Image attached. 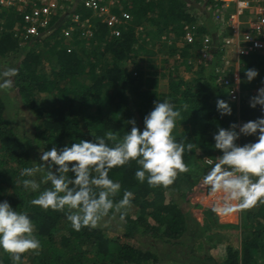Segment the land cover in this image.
<instances>
[{
  "label": "trees",
  "instance_id": "1",
  "mask_svg": "<svg viewBox=\"0 0 264 264\" xmlns=\"http://www.w3.org/2000/svg\"><path fill=\"white\" fill-rule=\"evenodd\" d=\"M122 4L131 19L116 26L114 33L95 23L90 41L80 31L65 40L60 30L68 25V19L60 21V27L47 30L34 41L41 51L23 53L12 86L0 89V200H7L17 211L30 216L41 243L38 252L28 257V263L24 253L19 264H155L154 254L139 250L138 237L168 246L179 244L187 229L186 211L178 200L184 199L186 191L192 190L208 170L204 160L216 162L219 152L212 147L213 134L218 127L227 128L231 123L255 120L261 115L259 106L249 107V99L264 84V51L237 58L239 100L231 101L215 75L220 65V39L227 36L228 30L222 31L210 18L203 22L201 17L210 15L212 9L198 0H124ZM5 14H0V20L11 23ZM192 23H201L198 35L208 34L214 47L210 61L196 66L186 62L197 54L200 43L176 45L182 39L184 25ZM163 35L169 43L154 41ZM9 37L0 41L3 61L10 60ZM64 41L70 44L69 52ZM154 46L165 58L164 65L172 68L155 65ZM107 55L109 63L98 65ZM246 69L258 73L250 82L244 76ZM83 80H89L88 84ZM6 90H15L23 108L31 113L28 134L17 132L20 121H13L9 114L11 100ZM41 93L51 100L48 111L38 101ZM165 99L181 110L172 135L177 142L191 145L183 155L188 171L178 173L174 182L165 187L139 182L134 176V161L111 169L109 177L121 185L114 202L124 190L134 193L123 221L119 220V213H110L103 220L121 221V234L110 236L105 223L76 231L64 213L30 204L37 193L18 183L23 179L19 172L31 166L32 161L39 162L41 148L48 150L81 139L104 137L107 131L119 138L129 130L126 121L134 119L142 128L143 117L151 111L153 102ZM217 99L229 103L231 115L218 114ZM254 139L241 136L237 143ZM258 205L256 210L239 209L238 251L226 249L225 258L219 263L212 256L200 259L192 253L193 259L185 264H264V203ZM0 264H12L8 253L0 251Z\"/></svg>",
  "mask_w": 264,
  "mask_h": 264
},
{
  "label": "clouds",
  "instance_id": "2",
  "mask_svg": "<svg viewBox=\"0 0 264 264\" xmlns=\"http://www.w3.org/2000/svg\"><path fill=\"white\" fill-rule=\"evenodd\" d=\"M15 75L14 67L0 70V89L10 88ZM257 75L255 69L244 72L249 82ZM153 104L143 117L142 128L130 119L126 121L129 130L119 138L107 131L104 137L81 139L48 150L41 148L39 162L32 161L31 166L19 172L23 179L18 183L37 193L30 204L64 213L70 227L79 231L83 226L97 227L110 213L113 216L119 213V220H124L134 193L124 190L114 202L121 185L109 177L113 168L134 161L137 165L134 176L139 182L171 185L178 173L188 171L183 155L191 145L177 142L172 135L181 110L167 99ZM256 106L261 112L258 118L218 127L212 136V147L219 155L203 175L202 183L210 194H218L213 210L222 215L264 203V87L258 88L249 99V107ZM216 110L222 117L232 112L224 99L216 100ZM241 136L255 139L238 144ZM40 247L30 216L17 211L7 200H0V251L9 254L12 264H19L22 254H36Z\"/></svg>",
  "mask_w": 264,
  "mask_h": 264
},
{
  "label": "built area",
  "instance_id": "3",
  "mask_svg": "<svg viewBox=\"0 0 264 264\" xmlns=\"http://www.w3.org/2000/svg\"><path fill=\"white\" fill-rule=\"evenodd\" d=\"M123 1L0 0V14L3 11L7 12L5 17L12 22V25L6 32L20 46L40 39L53 26L60 27V21L65 19H68L69 23L60 30L65 40L70 39L75 32L79 31L84 39L91 40L95 23L105 25L111 33H114L116 26L126 24L131 19L130 14L124 10ZM198 1L202 6L206 5L208 9H212L209 16L221 30L231 31V37L224 36L220 39V65L216 68L215 75L217 82L227 92L230 100L237 103L239 89L230 75V65L225 58L227 53L224 52L221 44L225 43L229 48L233 47L237 58L255 51H264V10L252 11L255 0ZM81 11L89 13V16H84ZM91 20H94L93 23ZM200 25L199 23L184 25L181 42L182 44L199 42L200 48L195 56L198 58V64H205L210 61L211 51L214 47L211 45V38L208 34L198 35ZM66 50L69 52L71 47H66ZM240 123L242 122L238 124ZM204 163L209 169L214 162L206 159ZM193 195L195 198L193 205L197 204L201 208L205 206L204 203L209 199L208 208L220 221L229 222L230 218L236 215V211L230 215H222L218 210H213L218 200V194L215 196L210 194L207 186L202 183V179L193 191Z\"/></svg>",
  "mask_w": 264,
  "mask_h": 264
},
{
  "label": "rangeland",
  "instance_id": "4",
  "mask_svg": "<svg viewBox=\"0 0 264 264\" xmlns=\"http://www.w3.org/2000/svg\"><path fill=\"white\" fill-rule=\"evenodd\" d=\"M199 2V1H198ZM264 10V0H255V3L253 5V12ZM201 17H203L204 21H209L211 18L209 15L202 14ZM210 18V19H209ZM202 22V21H200ZM8 24L5 20H0V41L2 42V39L5 34V29L3 27H6ZM201 24V23H200ZM55 28V26H53ZM62 33V32H61ZM9 37V35H7ZM173 37V36H171ZM166 36H161L159 39L155 37L154 41H157L159 43H169L170 40L166 41ZM174 38V37H173ZM90 41V40H88ZM153 43L155 44V42ZM66 44L67 47H70V44H67V41L63 42ZM88 45V42H86ZM176 45L178 47L182 46V42L177 40ZM8 46L11 49L8 51L9 56L7 59L10 60H1L0 59V70L7 69L9 67H14L15 69L19 65V61L21 60V55H23V51H19V48L16 46V44L11 40L9 37L8 40ZM34 46H37L36 44ZM33 47V46H32ZM153 51L156 53V56H154V62L155 65L159 68H162V66L165 63V58L163 57L161 52H158V46H154L152 48ZM43 50V49H42ZM34 52L41 51V46L34 47ZM2 52L0 51V55ZM191 58H195L194 60L197 61V64H192L194 66L199 65L198 64V58L197 56H191ZM190 58V59H191ZM105 63H109V56L107 55L103 60H100L98 62V65H104ZM169 63V62H168ZM187 65L190 63L186 62ZM191 65V64H190ZM193 66V68H195ZM167 67H171L170 65H167ZM187 74V73H186ZM188 78V76H186ZM190 77V76H189ZM13 79V78H12ZM85 84H88L89 80H83L82 81ZM8 89V88H5ZM7 91V90H6ZM8 97L11 100L9 110L10 113L14 118H12L13 121H20V124L16 126L18 133H29L31 126L29 125V120L31 119V113L23 108V106L20 103L19 97L15 90H8L7 91ZM38 101L41 104V106L45 109V111H48L51 107V100L46 96V94L41 93L38 95ZM18 110H20L18 112ZM22 122H24L25 126H22ZM199 185V182L192 188L190 191H186V197L182 199L181 201L178 200L179 204H183L182 208L184 211H186V233L185 235L180 239L179 244H175L171 246H168L164 243H161L159 241H153L149 238H140L138 237V248L141 251H149L152 254L155 255L156 263L155 264H185L188 261H191L193 259V254L196 256H199L200 259H206L210 256L213 257L215 262H220L225 258V252L226 249L230 248L235 251H238L240 249V241H241V232L239 230V223H240V210H236V215H233V217L230 218L229 222L220 221L208 208L209 206V199L206 200L204 203V207H200L194 204V195L192 196L193 191L197 188ZM189 200V201H188ZM192 200V202H191ZM199 201V200H197ZM259 202L252 206V210H256L259 207ZM261 204V203H260ZM131 214H134V211H131ZM121 221H118L116 219H106V221H103L101 223H105L107 227V231L110 232V236H116L121 234V228L122 226L119 223ZM193 253V254H192ZM32 255V252H26V256L24 257V261L28 263V257ZM260 259V258H259ZM261 261V260H260ZM147 264H153L152 261ZM262 264V262H261Z\"/></svg>",
  "mask_w": 264,
  "mask_h": 264
},
{
  "label": "crops",
  "instance_id": "5",
  "mask_svg": "<svg viewBox=\"0 0 264 264\" xmlns=\"http://www.w3.org/2000/svg\"><path fill=\"white\" fill-rule=\"evenodd\" d=\"M2 20H4V19H2ZM11 25H12V22L11 23H8L6 27H3L5 29V34L9 35L10 37H11V35L9 33H7L6 31L11 28ZM227 32H228V34L225 37H231V35H232L230 33L231 31L228 30ZM12 40L15 42L16 46L19 48V51H23V52L26 51L27 52V51H30V50L34 49V47H37V46H34L36 44V42H34V41L33 42H30L27 45L20 46V45H18V43L14 39H12ZM221 46L223 47L224 52L227 53V54H225L226 56L223 53L222 54L225 56V58L229 62V65H230V67H229L230 75L232 76L233 80L236 82V85L238 86V82H237L238 81V59H237V54L235 52V49L233 47L229 48L227 45H225V43L221 44ZM194 59L195 58H191V59L187 60V62H189L191 64L197 63V61H195ZM260 87H264V84H262L258 88H260ZM257 89H255L253 91V94L254 95H256Z\"/></svg>",
  "mask_w": 264,
  "mask_h": 264
}]
</instances>
